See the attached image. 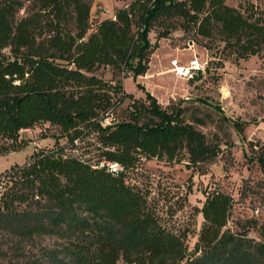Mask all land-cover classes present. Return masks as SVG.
<instances>
[{
  "label": "trees",
  "instance_id": "trees-1",
  "mask_svg": "<svg viewBox=\"0 0 264 264\" xmlns=\"http://www.w3.org/2000/svg\"><path fill=\"white\" fill-rule=\"evenodd\" d=\"M90 4L0 0V154L26 145L21 129L56 130L50 145L0 172V232L19 243L54 238L26 264H264V239L247 234L257 207L240 220L231 193L203 187L190 205L198 221L188 244L190 223L178 212L190 184L149 173L127 180L147 159L203 172L225 150L182 106L162 105L136 80L158 38L178 31L213 66L264 55V0H128L93 23ZM126 76L141 95L123 88ZM230 122L264 182V141L244 140L243 123Z\"/></svg>",
  "mask_w": 264,
  "mask_h": 264
},
{
  "label": "rangeland",
  "instance_id": "rangeland-1",
  "mask_svg": "<svg viewBox=\"0 0 264 264\" xmlns=\"http://www.w3.org/2000/svg\"><path fill=\"white\" fill-rule=\"evenodd\" d=\"M128 0H91L90 21L110 15L115 6ZM239 0H225L235 5ZM150 39L153 34L150 33ZM195 62L200 69L199 78H189L173 71V63L182 67ZM206 50L193 41L173 31L166 38H158L157 45L149 55L148 67L136 80L143 84L162 104L177 103L183 107L187 119L196 120L197 127L209 138L216 139L220 147H225L222 156L214 158L204 165L203 172L185 167L183 163L164 164L154 159L144 160L142 165L127 180L141 181L147 173L151 177L161 176L175 183L190 184L187 193L189 206L178 212L179 220L190 223L186 241L191 244L197 225L198 214L190 216V205H199L202 198L201 189L217 186L231 193L235 200L232 217L243 220L250 217L253 207H257L255 228H249L247 234L255 239H264L259 227H264V182L262 174L254 163H249L243 155L241 141L231 126L230 120L243 123L241 134L245 139L264 141V55H250L236 61L225 60L222 65L213 66ZM192 75L196 71L191 72ZM104 76L109 71H103ZM126 91L134 95L142 93L136 89L131 77L121 79ZM217 105L220 113L213 108ZM222 113V114H221ZM221 115L227 118H222ZM53 126L39 122L20 130V136L27 140L22 148L0 154V172L11 163H21L36 146L50 145V133H55ZM225 142V144H224ZM246 148H244L245 150ZM247 152V151H246ZM190 179V181L188 180ZM254 215V214H253ZM54 241L52 236H35L31 241L18 242L4 232H0V264H26L32 253H38V247L49 246Z\"/></svg>",
  "mask_w": 264,
  "mask_h": 264
},
{
  "label": "built area",
  "instance_id": "built-area-1",
  "mask_svg": "<svg viewBox=\"0 0 264 264\" xmlns=\"http://www.w3.org/2000/svg\"><path fill=\"white\" fill-rule=\"evenodd\" d=\"M172 63H173V67H172L173 71L176 74H178V75L182 74V75H185L187 77L192 74L191 73L192 71H194L198 68V65H196L195 62H191V60H190L189 65L184 66V67L174 64V61H172ZM108 166H109V169H111V170H115V168L117 167V165L113 162L108 163Z\"/></svg>",
  "mask_w": 264,
  "mask_h": 264
},
{
  "label": "water",
  "instance_id": "water-1",
  "mask_svg": "<svg viewBox=\"0 0 264 264\" xmlns=\"http://www.w3.org/2000/svg\"><path fill=\"white\" fill-rule=\"evenodd\" d=\"M189 42L191 43V40H189Z\"/></svg>",
  "mask_w": 264,
  "mask_h": 264
}]
</instances>
